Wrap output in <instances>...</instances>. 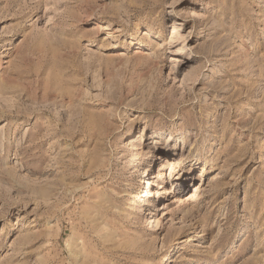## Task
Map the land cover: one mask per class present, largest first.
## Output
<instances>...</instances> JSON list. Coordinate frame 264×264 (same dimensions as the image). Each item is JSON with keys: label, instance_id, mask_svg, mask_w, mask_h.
Returning a JSON list of instances; mask_svg holds the SVG:
<instances>
[{"label": "rangeland", "instance_id": "obj_1", "mask_svg": "<svg viewBox=\"0 0 264 264\" xmlns=\"http://www.w3.org/2000/svg\"><path fill=\"white\" fill-rule=\"evenodd\" d=\"M0 264H264V0H0Z\"/></svg>", "mask_w": 264, "mask_h": 264}, {"label": "bare ground", "instance_id": "obj_2", "mask_svg": "<svg viewBox=\"0 0 264 264\" xmlns=\"http://www.w3.org/2000/svg\"><path fill=\"white\" fill-rule=\"evenodd\" d=\"M186 10H187V9H186ZM186 10H184V11H186ZM188 11H190V10H188ZM188 13H189V12H188ZM188 13H187V14H188ZM182 15H183V13H182ZM184 15H185V14H184ZM180 50H181L180 48H177L176 51L179 52ZM173 140H174V139H173L171 136H169V138H168V142H169V141H173ZM165 150H166V149H165ZM147 170H148V168L145 167V168H144V172H145V173L147 172V176H148L149 173H148ZM162 190H163L164 195H165V194H166V195H167V194H168V195L170 194V192H169V190H168L167 187L162 188ZM154 193H155V192H154ZM156 193H157V191H156ZM146 196H147V197H150V196H151V190L146 191ZM148 202H150L151 204H150L149 211H147L146 214H150L153 210H156V209H157V206H158V205H156L152 200H149ZM154 214H155V213H154ZM154 214H153V216H154ZM153 216H152V217H153ZM152 217H151V218H152Z\"/></svg>", "mask_w": 264, "mask_h": 264}]
</instances>
